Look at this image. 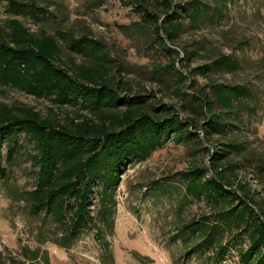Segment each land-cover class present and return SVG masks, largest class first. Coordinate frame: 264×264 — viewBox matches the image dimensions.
I'll use <instances>...</instances> for the list:
<instances>
[{"label":"rangeland","instance_id":"374dc122","mask_svg":"<svg viewBox=\"0 0 264 264\" xmlns=\"http://www.w3.org/2000/svg\"><path fill=\"white\" fill-rule=\"evenodd\" d=\"M17 1L43 12L13 14L7 1L0 0V25L16 18L30 32L54 37L61 48L59 58L67 65L69 60L76 64L84 60L68 49L67 35L100 41L121 96H148L153 107L169 105L182 120L193 116L187 104L192 94L208 91L204 78L190 69L219 56L237 61L238 70L210 73L209 80L249 92L245 104L251 111L216 112L237 126L235 136L247 150L244 156H231L237 178L230 188L237 190L243 184L255 201L253 208L264 207V0H167L172 7L168 12L176 11L175 20L182 24L174 42H167L174 50L171 55L158 46L153 26L142 22L130 0ZM144 6L159 17L158 23L165 18L167 11L160 0H146ZM173 60L174 70L159 72ZM0 106L15 113L31 109L63 124L79 115L91 117L78 104L58 106L49 97L37 98L1 84ZM196 118L202 121L205 116ZM199 123L198 128L188 129L196 141L182 140L171 132L146 158L128 165L103 206L99 183L90 198L93 222L66 247L59 245L63 241L59 225L29 211L26 199L36 172L30 160L34 143L19 133V150L9 163L4 141L0 145V264H236L233 252L217 262L205 250L187 255L189 247L178 236L186 222L211 212L207 204L186 195L182 173L207 167L215 148L228 142L216 134L208 138ZM196 244L192 241L188 246Z\"/></svg>","mask_w":264,"mask_h":264},{"label":"trees","instance_id":"16d2710c","mask_svg":"<svg viewBox=\"0 0 264 264\" xmlns=\"http://www.w3.org/2000/svg\"><path fill=\"white\" fill-rule=\"evenodd\" d=\"M5 1L13 14L43 12L17 0ZM130 1L142 22L153 26L161 50L171 55L174 50L167 42H174L182 24L175 20L176 11L168 12L172 9L170 2L160 0L167 12L158 23L159 17L144 6L146 0ZM194 10L193 15L197 4ZM66 42L71 52L83 56L82 64L69 60L67 65L59 58L61 48L54 37L34 34L16 18L0 25L1 85L37 98L49 97L58 106L78 104L80 110L91 115H79L63 124L31 109L15 113L10 107L0 106V145L7 142L6 161L12 162L19 150V133L34 143L35 154L30 160L36 168L35 185L26 199L30 214H44L59 225L63 240L59 245L66 247L93 222L90 198L99 183V202L103 206L113 196L128 165L146 158L171 132L182 140L196 141L188 129L198 128L197 122H201L199 127L205 136L220 135L228 142L215 148L207 167L182 173L186 195L207 204L211 212L186 222L178 236L189 247L187 255L205 250L208 258L217 262L233 252L236 264H264V207L253 208L255 201L243 184L237 190L230 188L237 178L231 156H244L247 150L235 136L237 126L225 122L216 112L251 111L245 104L249 92L209 80L210 73L235 72L238 62L219 56L210 64L190 69V73L204 78L203 87L208 91L192 94L187 104L193 116L182 120L169 105L153 107L148 96H121L117 91L119 82L109 75L110 60L100 41L69 34ZM175 64L173 60L159 72H171ZM194 82L191 76L192 86ZM199 116L205 118L197 121ZM192 241L197 244L188 246Z\"/></svg>","mask_w":264,"mask_h":264}]
</instances>
